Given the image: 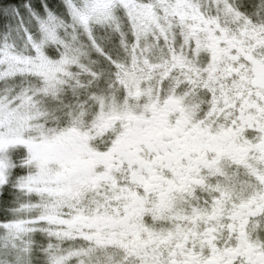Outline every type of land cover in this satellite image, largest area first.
Returning a JSON list of instances; mask_svg holds the SVG:
<instances>
[{
    "label": "snow or ice",
    "instance_id": "obj_1",
    "mask_svg": "<svg viewBox=\"0 0 264 264\" xmlns=\"http://www.w3.org/2000/svg\"><path fill=\"white\" fill-rule=\"evenodd\" d=\"M0 264H264V0H0Z\"/></svg>",
    "mask_w": 264,
    "mask_h": 264
}]
</instances>
